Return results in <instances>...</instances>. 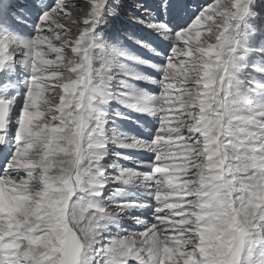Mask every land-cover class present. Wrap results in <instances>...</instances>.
Masks as SVG:
<instances>
[{
    "label": "snow or ice",
    "instance_id": "1",
    "mask_svg": "<svg viewBox=\"0 0 264 264\" xmlns=\"http://www.w3.org/2000/svg\"><path fill=\"white\" fill-rule=\"evenodd\" d=\"M0 264H264V0H0Z\"/></svg>",
    "mask_w": 264,
    "mask_h": 264
},
{
    "label": "rangeland",
    "instance_id": "2",
    "mask_svg": "<svg viewBox=\"0 0 264 264\" xmlns=\"http://www.w3.org/2000/svg\"><path fill=\"white\" fill-rule=\"evenodd\" d=\"M143 55H147V53H142Z\"/></svg>",
    "mask_w": 264,
    "mask_h": 264
}]
</instances>
